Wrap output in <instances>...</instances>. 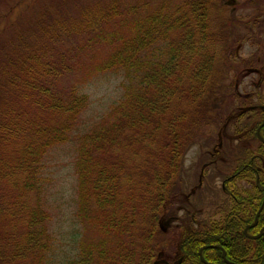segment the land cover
<instances>
[{"label": "trees", "instance_id": "obj_1", "mask_svg": "<svg viewBox=\"0 0 264 264\" xmlns=\"http://www.w3.org/2000/svg\"><path fill=\"white\" fill-rule=\"evenodd\" d=\"M165 1L125 7L113 1L84 19L89 3L63 0L54 16L42 8L39 20L47 25L64 11L80 18L78 48L76 39L66 44L59 33L56 43L20 46L39 22L20 25L13 39L0 44V264H40L48 250V215L39 199L42 160L50 147L68 140L87 105L88 96L78 91L85 78L66 83L63 77L81 69L78 53L94 45L93 54L102 55L84 73L121 71L123 94L77 136L76 215L89 234L79 241L74 264H176L180 254L182 264H206L198 255L202 245L211 246L202 253L208 262L217 259L220 239L232 253L229 237L239 240L234 230L254 221L264 189V143L255 133L264 121V0H249L255 16L246 20L243 35L232 36L231 45L228 35L218 37L210 19L216 0ZM234 3L226 4L233 9ZM59 20L68 32L64 17L51 23ZM239 42L253 46L248 56L236 53ZM252 68L259 72L253 91L242 93L239 85ZM213 125L217 132L206 135ZM260 132L264 137V125ZM244 137L257 143L249 154ZM233 141H239L237 151L230 147ZM203 143L212 146L209 159L225 144L238 160L235 169L221 174L229 202L218 220L199 227L191 223L194 213H187L182 221L190 227L183 226L175 241L169 235L176 231H162L159 224L188 208L189 196L201 191L204 168L213 159L200 163L198 176L195 165L191 192L184 157ZM239 178L252 183L238 187ZM165 247L172 250L169 261L163 260Z\"/></svg>", "mask_w": 264, "mask_h": 264}, {"label": "rangeland", "instance_id": "obj_2", "mask_svg": "<svg viewBox=\"0 0 264 264\" xmlns=\"http://www.w3.org/2000/svg\"><path fill=\"white\" fill-rule=\"evenodd\" d=\"M113 1H117L121 7L136 6L144 2H146L148 6H154L153 4L155 3L158 4L159 2H166L165 0H83L81 3H89L90 6H88V8L91 10L90 13L86 12L84 16L82 15V17L87 19L91 16H94L98 6H104L106 4L112 3ZM170 1L175 2L179 0ZM228 1L232 2L233 0H216L214 3L215 10L212 11L213 13L210 19L214 24H216L214 27L217 29L215 32H217L218 37L220 38V36L228 35L229 45H231V40L234 39L232 36L235 34L243 35L245 33L246 20L253 19L255 16V11L253 9V5H251L253 1L234 0L235 6L233 9L227 7L226 3H229ZM97 2H100V4H96ZM61 3H63V0H18L17 3L16 0H0V44L5 43L6 40L13 39L11 37L15 36L14 33L17 29H19L20 25L23 28L26 26L28 28L33 26L35 22H37V24L39 22L41 27H38V32H36L37 30L31 31L32 34L26 37V42L28 41V43L19 41L21 42L20 46H24L25 44L32 48L38 45L42 46L43 44H48L49 42L52 43V41L53 43H56L57 40L55 37L59 33L66 44H70L71 36L73 39H76L77 41L75 40L76 42L74 45L78 48V43L83 38L79 37L77 32V21L80 20V18H78L76 21L64 11L61 16L53 17L49 21L48 24L59 19L60 17H64V21L67 22L65 24L70 26L68 28V32L63 31L64 29L60 28L61 24L63 23L62 20L61 22L59 20L57 22L58 24L51 23V26H47L48 24L44 25V22H40L41 20H39L42 18L39 14L42 8L47 7L46 9L48 10V17L54 16L55 10ZM67 4L68 3H66V5ZM142 6H144V4ZM222 18H225L227 23L222 28H220V23H225L224 19ZM37 24L35 26H37ZM43 25L45 28H43ZM41 35L42 37L44 35L43 40ZM242 43L243 42H239V44L236 46V53L245 57L250 54L253 46L249 42ZM96 48L97 47L94 45L91 49L86 48L87 52H79L77 60L78 62H81L78 66V68L81 69H79V71L76 70L73 73H67V75L63 77L64 82L67 79L66 83L73 81L78 82L81 78H85L84 81H82L84 83L78 86V91L81 94H86L88 96V100L86 107L80 113L78 124L71 131L68 140L57 143L50 147L42 160V188H40L41 193L39 199L42 209L44 208L48 215L47 233L49 235V241L48 250L45 252V256H43L40 264H74V261L76 260L79 253V241L83 239V237L86 238L89 234L87 228H83V225L80 224L76 215L77 177L74 171V158L76 154L77 136L89 130L93 124L98 121V119H100V117H102L109 110V108L122 97V83L124 82V76L121 71H94L90 75H86V73H84L88 66L89 69L93 67L92 65L94 63H92V61L98 59V57L102 55L101 51H97L96 56L93 54L92 51H94ZM261 53L264 54V46L261 48ZM231 75L232 73L230 76L227 75L229 77L228 81L230 80ZM258 75L259 72L253 68L250 69L241 80L239 85L240 92H252V84ZM224 81L226 82L227 80L224 78ZM261 92L263 93L262 102H264V89H261ZM216 132L217 130L215 125L211 127L209 126L206 135H214ZM204 139L205 138H203V140ZM241 143L244 146L249 147V152L245 154H249L252 150L257 148L256 141L252 140L251 138L244 137L242 138ZM200 144L193 145L187 151L184 157V166L189 170L187 182H190V185L188 188L191 190V192H195L196 180L193 176V173L195 174V165L197 164L196 176H198L200 163H205L213 159L212 165H207L204 168L203 177L205 181H203L201 184V191L197 192L193 196H189V206L188 208L187 206H184L185 209L187 208L186 212H184V207H180L177 215H173L169 219H165L163 222H161V224H159V227L162 231H165L168 229V227L170 231H176L173 234L169 232L171 235L168 234L169 238L175 241L176 239L174 237H177L179 234H181L180 232L184 231L183 226H186L187 228L190 227L187 222L182 221L187 213H194L195 222L198 223V225L209 223L205 221H213L220 218V211L225 206H223L224 202H229V196L220 188L222 183L221 174L226 175L230 173V170H233L237 167L238 160L235 161L234 157L229 156V151L231 149L235 151L236 144H239V141H233V144L230 145V147L232 146L231 149L228 145L226 146L223 144V147H226L228 150L220 147L217 152L210 156V159L209 155L212 153L211 144L205 145L203 143V146ZM260 158L261 157H257L256 160L258 161ZM242 159L243 161L248 162L250 157L244 155ZM262 159L264 161L263 157ZM251 183L252 182L249 181L248 184L235 183V185L238 187H247L250 186ZM33 199L34 201H37V196H33ZM33 199L31 198L30 200L32 201ZM173 223L175 226L172 225ZM217 246L218 245H215V247ZM204 247L207 248V245H202L200 248L201 251ZM171 252L172 250L170 247H165L163 260L169 261L171 259ZM201 256L203 257L202 252Z\"/></svg>", "mask_w": 264, "mask_h": 264}, {"label": "flooded vegetation", "instance_id": "obj_3", "mask_svg": "<svg viewBox=\"0 0 264 264\" xmlns=\"http://www.w3.org/2000/svg\"><path fill=\"white\" fill-rule=\"evenodd\" d=\"M241 178V177H240ZM236 179L235 183H245L243 179ZM239 180V182H238ZM233 197L236 196L235 191L232 192ZM264 206L261 209V216L257 222H246L242 230L235 229L234 232L237 233L239 240H234L231 236L229 237L231 241V248L233 249L232 253L229 250V253L225 250L228 243L220 239L221 244L217 247L216 256L217 259L210 260L209 263L212 264H264ZM260 214V213H259ZM260 219V221H258ZM194 227L200 226L196 222H191ZM243 223V222H241ZM235 224V223H234ZM253 224L252 226H250ZM225 244V245H224ZM207 245V244H205ZM203 245V246H205ZM211 247L207 245V248ZM201 248V247H200ZM200 248L198 250V255L200 253ZM204 247L203 250L207 249ZM225 248V249H224ZM229 249V247H228ZM182 255L180 254L176 260V264H182ZM203 262V261H202ZM208 262V261H207ZM208 264V263H206Z\"/></svg>", "mask_w": 264, "mask_h": 264}, {"label": "water", "instance_id": "obj_4", "mask_svg": "<svg viewBox=\"0 0 264 264\" xmlns=\"http://www.w3.org/2000/svg\"><path fill=\"white\" fill-rule=\"evenodd\" d=\"M264 124V121L263 122H261L260 124H259V126L257 127V129H256V133H257V137L260 139V140H262V141H264V139L262 138V136L260 135V128H261V126ZM263 206H264V191H263V197H262V201H261V204H260V206H259V208L257 209V211H256V214H255V217H254V221L253 222H257V218H258V214L260 213V211H261V209L263 208ZM253 224H251L250 226H252ZM200 258H201V260L202 261H204L205 263H208V264H212V263H209V262H207L202 256H201V249H200Z\"/></svg>", "mask_w": 264, "mask_h": 264}, {"label": "bare ground", "instance_id": "obj_5", "mask_svg": "<svg viewBox=\"0 0 264 264\" xmlns=\"http://www.w3.org/2000/svg\"><path fill=\"white\" fill-rule=\"evenodd\" d=\"M263 125H264V124H263ZM263 125H262V126H263ZM258 126H259V125H258ZM258 126H257V127H258ZM262 126H261V127H262ZM256 129H257V128H256ZM260 129H261V128H260ZM255 133H256V132H255ZM260 135L262 136L261 132H260ZM256 136H257V133H256ZM257 138H258V137H257ZM262 138L264 139V137H262ZM251 139H252V138H251ZM258 140H260V139L258 138ZM260 141H261L262 143H264V141H262V140H260Z\"/></svg>", "mask_w": 264, "mask_h": 264}]
</instances>
